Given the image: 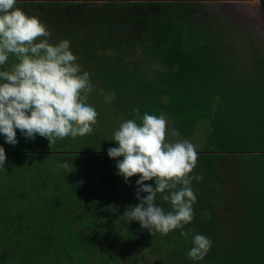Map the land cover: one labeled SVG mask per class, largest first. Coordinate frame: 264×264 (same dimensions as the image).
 I'll return each mask as SVG.
<instances>
[{"label": "trees", "instance_id": "16d2710c", "mask_svg": "<svg viewBox=\"0 0 264 264\" xmlns=\"http://www.w3.org/2000/svg\"><path fill=\"white\" fill-rule=\"evenodd\" d=\"M139 5L148 6L154 26L144 55L164 69L156 80L125 60L135 20L127 8ZM16 7L38 17L50 42H69L81 74L89 76L87 103L98 115L91 134L51 149L43 138H27L19 130L15 144L0 136L5 151L0 264H194L186 252L197 232L210 237L211 246L195 264H264V44L259 37L221 32V26L200 32L204 24L190 19L193 13L182 0H18ZM144 112L162 114L167 129L196 146L192 172L201 179L192 181L196 202L193 220L184 225L188 238L178 229L150 233L122 216L138 202V174L125 182L116 174L120 157L109 158L106 150L116 146L112 130L123 119L139 123ZM226 158L229 163L220 170ZM228 179L237 180L243 191L229 186L224 192L229 195L221 191L220 217L215 190ZM225 199L236 212L245 207L240 226L227 228ZM157 203L169 210L167 201Z\"/></svg>", "mask_w": 264, "mask_h": 264}, {"label": "clouds", "instance_id": "9594fccd", "mask_svg": "<svg viewBox=\"0 0 264 264\" xmlns=\"http://www.w3.org/2000/svg\"><path fill=\"white\" fill-rule=\"evenodd\" d=\"M17 3L0 0V136L15 144V130H19L24 137L43 138L51 149L65 139L91 134L98 114L87 103L92 89L88 74H81L69 42H50L46 26L16 7ZM137 111L132 108L133 113ZM139 119V123L135 118L123 119L111 132L116 146L106 150L109 158L120 157L115 161L116 174L125 182L138 174L134 182L138 202L126 207L122 216L138 221L150 233L165 235L178 229L180 236L188 238L184 225L193 220L196 202L192 181L201 179L192 172L196 146L179 138L175 129H167L162 114L144 112ZM166 135L177 139H166ZM4 162L0 145V169ZM149 179L153 184L142 183ZM141 192L147 194L141 197ZM157 200L167 201L169 210ZM190 241L186 256L195 264L207 254L211 239L197 232Z\"/></svg>", "mask_w": 264, "mask_h": 264}, {"label": "rangeland", "instance_id": "374dc122", "mask_svg": "<svg viewBox=\"0 0 264 264\" xmlns=\"http://www.w3.org/2000/svg\"><path fill=\"white\" fill-rule=\"evenodd\" d=\"M162 1V0H159ZM173 1V0H172ZM178 1V0H177ZM187 4L188 9L193 13L190 19L194 22L199 21L204 24L205 29L200 32H217L219 29H215L216 26H221V32H254L264 44V31L255 22V13L252 9H247L245 5L230 2V3H219L206 0H182ZM144 2V1H140ZM156 2V1H155ZM148 6L139 5L134 8H127V12L134 17L133 30H134V43L129 44L127 40H124L126 44H129L131 48V54L126 61H132L137 64L139 69L146 73V77L149 79H159L160 74L164 73V69L157 60H153L144 55V50L148 49L151 45V40L154 36V26L148 19ZM196 20V21H195ZM198 23V22H197ZM121 39V38H119ZM188 43L190 40L188 39ZM187 43V45H188ZM122 51L120 52L123 56L127 55V47L121 46ZM118 52L113 50L111 56L115 57ZM130 67L133 65L130 64ZM228 159L222 160L224 163L219 165V168L224 171V168L228 165ZM236 164V162H235ZM226 170V169H225ZM231 187H237V190L242 192L243 188L240 187V183L236 180L228 179L222 184L216 187L215 195L218 199L217 210L221 217V191L222 195H229L225 193ZM227 204L225 205L224 220L227 218L226 226L234 227L240 226L245 218V207L239 206V211L236 212L234 208L229 205L227 199L224 200Z\"/></svg>", "mask_w": 264, "mask_h": 264}, {"label": "water", "instance_id": "95a60500", "mask_svg": "<svg viewBox=\"0 0 264 264\" xmlns=\"http://www.w3.org/2000/svg\"><path fill=\"white\" fill-rule=\"evenodd\" d=\"M138 1H145V0H138ZM162 1H171V0H162ZM207 2H219V3H230L235 2L242 5H245L247 9H252L255 13V22L260 27L262 31H264V8L261 3V0H206Z\"/></svg>", "mask_w": 264, "mask_h": 264}]
</instances>
